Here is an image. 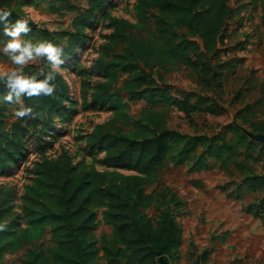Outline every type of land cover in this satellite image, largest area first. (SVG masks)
<instances>
[{
  "label": "trees",
  "instance_id": "obj_1",
  "mask_svg": "<svg viewBox=\"0 0 264 264\" xmlns=\"http://www.w3.org/2000/svg\"><path fill=\"white\" fill-rule=\"evenodd\" d=\"M26 1L0 0V7L11 8L10 19L15 21L23 17ZM230 1L137 0V22L111 17L110 37L94 63L106 80L96 86L94 99L110 105L116 113L98 123L86 137L87 145L104 151L111 170L88 171L85 163L75 162L66 154L56 159L43 157L35 165L36 177L25 189L22 215L16 211L11 193L0 189V264H13L5 262V255L21 251L20 264H94L102 250L107 264L122 258L125 264H161L160 255L174 257L180 247V229L170 204L177 198L166 188L148 192L146 187L157 183L164 162L174 159L177 139L168 126L170 112L177 110L191 118L198 104L191 93L172 94L166 75L181 66L196 71L212 57L218 59V70H214L218 81L223 72L235 73L237 61L222 60L223 49L219 47L234 17ZM108 2L88 0L86 8L62 3L53 10L76 12L70 28L34 38L33 42L53 41L64 47L65 60L71 58L87 37L86 27L98 10H106ZM260 2L264 11V0ZM131 63L141 69L119 84L121 75L135 68ZM40 66H47L46 61L26 71L35 72ZM54 83L57 88L52 97H25L27 105L39 114L30 121L8 123L0 107V171L24 158L29 138L41 142L55 127L59 111L69 99V87L62 74ZM126 99L141 104L137 118L130 116ZM261 103L262 99L258 105ZM240 117L242 109L236 113V118ZM252 125L254 132H264V126L259 131V123ZM229 133L233 135L228 137ZM191 140L217 158L230 155L238 159L245 150L256 147V141L242 127L231 123L222 126L220 132ZM243 163L237 166L245 170ZM122 169L133 173L125 174ZM247 181L254 190L264 188V175L253 173ZM156 205L165 209L154 225L145 210ZM181 205L178 200L174 207ZM101 207H107L105 216L113 233L98 239L95 231ZM263 213L264 207V218Z\"/></svg>",
  "mask_w": 264,
  "mask_h": 264
},
{
  "label": "rangeland",
  "instance_id": "obj_2",
  "mask_svg": "<svg viewBox=\"0 0 264 264\" xmlns=\"http://www.w3.org/2000/svg\"><path fill=\"white\" fill-rule=\"evenodd\" d=\"M64 2L80 8L88 6V0H27L23 17L29 19L32 28L27 38H41L69 29L76 12L53 10ZM136 4L137 0H109L106 10H98L86 27V39L61 66V74L69 87V99L60 109L55 127L49 135L43 136L41 142L33 136L29 138L24 158L0 171V189L11 193L19 214H23L25 189L36 177L35 165L45 156L56 159L66 154L75 162L85 163L88 171L111 170L104 160V151L86 142L87 134L98 123L109 120L116 113L110 105L94 99L96 86L106 80L104 74L94 68V63L110 37L111 17L137 22ZM230 5L234 17L224 30L220 58L226 60L233 52L246 55L242 65L233 68L235 73L223 72L218 81L214 78L218 59L212 57L210 63L202 64L196 71L181 66L166 75L171 93L193 94L198 110L191 118L177 110L170 112L168 126L177 139L174 159L164 162L157 183L146 187L148 192L166 188L177 198L170 207L180 229V247L172 259L160 255L161 264H264V188L254 190L247 181L253 173L264 175V132H254L252 125L259 123V131L264 126V11L260 0H231ZM7 39L0 32V40ZM224 50H231L230 54H224ZM42 60L32 62L26 68L38 65ZM131 65L135 68L123 73L119 84L141 69L140 65ZM12 67L10 61L0 54V72L10 71ZM8 91L7 87L0 88V107L6 113L7 122L30 121L28 117L14 116L13 109L18 106L3 100ZM260 99L262 103L258 105ZM23 100L27 105L25 97ZM126 101L130 116L137 118L141 104ZM239 109H242L243 117L236 118ZM230 123L242 127L256 141V147L245 150L241 158L209 156L204 146L191 140L198 135L220 132L222 126ZM232 135L229 133L228 137ZM240 161L247 166L245 170L237 166ZM121 171L133 173L128 169ZM178 200L182 205L175 208ZM164 209L156 205L145 210V215L156 225ZM106 212L107 207L97 210L95 233L98 239L103 234L110 237L113 233ZM25 222L23 220L21 224L25 225ZM49 239L50 234L45 237V242L48 243ZM23 255L24 251L7 254L4 260L20 264ZM94 264H107L103 250ZM115 264H125V259Z\"/></svg>",
  "mask_w": 264,
  "mask_h": 264
},
{
  "label": "clouds",
  "instance_id": "obj_3",
  "mask_svg": "<svg viewBox=\"0 0 264 264\" xmlns=\"http://www.w3.org/2000/svg\"><path fill=\"white\" fill-rule=\"evenodd\" d=\"M11 8L0 7V32L8 39L0 40V54L10 61L11 70L0 72V84L9 89L4 102L17 105L13 109L16 118H36L39 114L24 103L23 98L49 96L56 93L54 83L65 63L64 47L50 40L33 42L27 38L32 31L29 19L19 17L12 21ZM45 60L47 66H40L35 72L25 71L26 66L37 60Z\"/></svg>",
  "mask_w": 264,
  "mask_h": 264
},
{
  "label": "crops",
  "instance_id": "obj_4",
  "mask_svg": "<svg viewBox=\"0 0 264 264\" xmlns=\"http://www.w3.org/2000/svg\"><path fill=\"white\" fill-rule=\"evenodd\" d=\"M230 21V20H229ZM227 28V27H226ZM220 48H221V44H220V46H219ZM229 51H231V50H228L227 52H226V50H224L223 52H224V54H226V53H229L230 54V52ZM232 57H229V58H233V59H235V61H237L236 62V67L239 65V66H241L242 65V62H243V60H246L247 59V56L246 55H244V56H242V55H238L237 53H234L233 52V54L231 55ZM225 58H228L226 55L224 56ZM228 58V59H229ZM241 58V59H240ZM168 75V74H167ZM184 94H186V93H184ZM179 96H181V95H179ZM182 113V112H181Z\"/></svg>",
  "mask_w": 264,
  "mask_h": 264
},
{
  "label": "built area",
  "instance_id": "obj_5",
  "mask_svg": "<svg viewBox=\"0 0 264 264\" xmlns=\"http://www.w3.org/2000/svg\"><path fill=\"white\" fill-rule=\"evenodd\" d=\"M264 214V213H263Z\"/></svg>",
  "mask_w": 264,
  "mask_h": 264
}]
</instances>
